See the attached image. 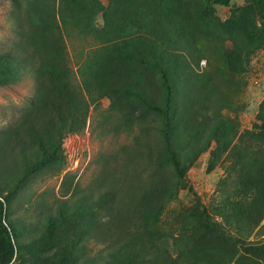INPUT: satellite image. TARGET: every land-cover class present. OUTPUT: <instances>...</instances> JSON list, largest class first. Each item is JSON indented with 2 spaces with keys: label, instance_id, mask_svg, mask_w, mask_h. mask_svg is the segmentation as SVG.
<instances>
[{
  "label": "trees",
  "instance_id": "obj_1",
  "mask_svg": "<svg viewBox=\"0 0 264 264\" xmlns=\"http://www.w3.org/2000/svg\"><path fill=\"white\" fill-rule=\"evenodd\" d=\"M106 1L12 0L17 40L0 52V88L30 74L36 94L0 131V264H20L25 254L28 264H87L88 239L105 245L100 264H229L231 247L245 242L223 238L221 226L198 215L204 237L186 231L171 244L157 225L213 143L216 161L237 159L249 218L264 213V131L241 133L224 113L228 92L242 90L238 78L264 49V0H249L227 21L216 7L232 0ZM105 98L104 134L126 131L134 144L89 189L72 179L42 234L23 243L12 206L36 175L64 171L65 139L85 133ZM258 119L264 129V102ZM244 249L264 256L263 246Z\"/></svg>",
  "mask_w": 264,
  "mask_h": 264
},
{
  "label": "rangeland",
  "instance_id": "obj_2",
  "mask_svg": "<svg viewBox=\"0 0 264 264\" xmlns=\"http://www.w3.org/2000/svg\"><path fill=\"white\" fill-rule=\"evenodd\" d=\"M249 3V0H232L228 6L216 7V15L227 21L239 10L249 6ZM16 11L12 0H0V52L9 51L17 40L14 21ZM99 24H102L101 18ZM68 44L71 67L77 71L76 53L70 41ZM206 67L207 63L203 60L199 71ZM238 80L242 90L228 92L231 103L224 113L237 120L241 133L248 130L264 131L261 128L263 123L258 119L260 106L264 102V49L253 55L248 72L242 80ZM35 94V81L30 74L25 75L17 85L0 88V131L21 118ZM110 104L111 101L105 98L98 109L92 106L85 133L69 135L64 141L67 142V147L63 144L66 158L64 171L36 175L12 206L11 215L21 226L23 243L42 234L49 216L56 214L60 202L69 198L64 197V194L72 179L73 187L80 186L82 191L89 189L104 168L109 165L113 167L117 160H122L121 149L134 144V136L126 131L104 134L106 125L103 114L109 111ZM215 151L216 144L213 143L189 169L184 185L163 212L157 231L162 232L171 244L173 236L186 231L203 238L205 231L200 225L199 215L200 220L206 219L221 226L225 232L223 238L244 240L245 245L231 247V254L235 257L229 264H264V256L251 255L244 249L249 244L264 247V213L257 223L249 218V198L237 184L238 168L234 167L237 166L236 157H224L216 161ZM203 209H206L210 219ZM105 251V245L93 239H88L82 250L87 264H100L96 261ZM28 259L29 255L25 254L23 263L28 264Z\"/></svg>",
  "mask_w": 264,
  "mask_h": 264
},
{
  "label": "built area",
  "instance_id": "obj_3",
  "mask_svg": "<svg viewBox=\"0 0 264 264\" xmlns=\"http://www.w3.org/2000/svg\"><path fill=\"white\" fill-rule=\"evenodd\" d=\"M69 137V136H68ZM68 137L66 138V139H68ZM66 139H65V141H66ZM65 144V147H67V142L66 143H64Z\"/></svg>",
  "mask_w": 264,
  "mask_h": 264
}]
</instances>
